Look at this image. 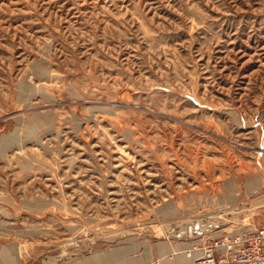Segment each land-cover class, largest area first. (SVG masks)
Returning a JSON list of instances; mask_svg holds the SVG:
<instances>
[{
	"label": "rangeland",
	"instance_id": "1",
	"mask_svg": "<svg viewBox=\"0 0 264 264\" xmlns=\"http://www.w3.org/2000/svg\"><path fill=\"white\" fill-rule=\"evenodd\" d=\"M263 219L264 0H0L1 261L163 264Z\"/></svg>",
	"mask_w": 264,
	"mask_h": 264
},
{
	"label": "built area",
	"instance_id": "2",
	"mask_svg": "<svg viewBox=\"0 0 264 264\" xmlns=\"http://www.w3.org/2000/svg\"><path fill=\"white\" fill-rule=\"evenodd\" d=\"M186 255L194 264H264V219L254 229L193 242Z\"/></svg>",
	"mask_w": 264,
	"mask_h": 264
},
{
	"label": "bare ground",
	"instance_id": "3",
	"mask_svg": "<svg viewBox=\"0 0 264 264\" xmlns=\"http://www.w3.org/2000/svg\"><path fill=\"white\" fill-rule=\"evenodd\" d=\"M38 70L40 71L41 74L48 73V68H46V66H40L38 68ZM33 118L36 121H39V118L38 117L33 116ZM115 254L117 255V253H114V255H111L112 256V258H111L112 260H110V258L108 257L106 261H104L103 263H100V264H109V263L114 264L113 261H116L117 260V259L115 260ZM162 260H164V261H162ZM161 261L163 262V264H188L189 262H191V263L193 262V260L190 257H188L185 253H183L182 251H181V254L180 255H177L176 258H174L172 260H168L167 257H164L163 259H161ZM15 263H12V264H15ZM0 264H9V263L4 262L3 259H2V261L0 260Z\"/></svg>",
	"mask_w": 264,
	"mask_h": 264
}]
</instances>
